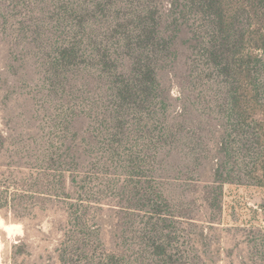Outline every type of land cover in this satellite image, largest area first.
<instances>
[{
    "label": "rangeland",
    "instance_id": "rangeland-1",
    "mask_svg": "<svg viewBox=\"0 0 264 264\" xmlns=\"http://www.w3.org/2000/svg\"><path fill=\"white\" fill-rule=\"evenodd\" d=\"M31 7L0 0V219L13 226L0 227V264H62L66 249L74 264H159L148 241L163 219L174 257L264 264V185L245 175L220 186L214 176L225 112L218 79L202 74L194 19L162 61L152 105L137 110L128 98L114 123L115 100L84 84V37L54 33L76 44V58L73 88L53 89L42 66L49 46L27 29ZM66 146L75 152L59 164ZM145 190L164 199L142 201Z\"/></svg>",
    "mask_w": 264,
    "mask_h": 264
},
{
    "label": "trees",
    "instance_id": "trees-1",
    "mask_svg": "<svg viewBox=\"0 0 264 264\" xmlns=\"http://www.w3.org/2000/svg\"><path fill=\"white\" fill-rule=\"evenodd\" d=\"M31 1L27 29L34 43L49 46L42 66L53 89L66 92L67 87L73 88L68 66L76 58V44H60L54 33L84 37V84L101 85L104 95L115 100L114 123L125 115L128 98L137 110L143 108L141 104L152 105L162 61L178 53L176 40L193 18L202 74L218 79L215 91L225 112L215 179L222 186L252 175L258 178L257 185H264V108L261 115L250 112L264 107V100L260 102L264 91V0H170L165 10L161 6L164 0ZM243 77L246 82L241 81ZM0 137L3 139L1 132ZM74 152L67 146L58 150L57 162L63 164ZM39 175L43 178L45 174L41 171ZM140 198H152V203L164 199L159 192L147 190ZM165 222L152 224L148 241L157 262L196 264L194 259L177 258L168 251L172 235L162 226ZM65 251L60 254L62 264H74Z\"/></svg>",
    "mask_w": 264,
    "mask_h": 264
},
{
    "label": "bare ground",
    "instance_id": "bare-ground-1",
    "mask_svg": "<svg viewBox=\"0 0 264 264\" xmlns=\"http://www.w3.org/2000/svg\"><path fill=\"white\" fill-rule=\"evenodd\" d=\"M0 227L4 228L5 230H11L12 229V225H7L4 223V221L2 219H0Z\"/></svg>",
    "mask_w": 264,
    "mask_h": 264
}]
</instances>
